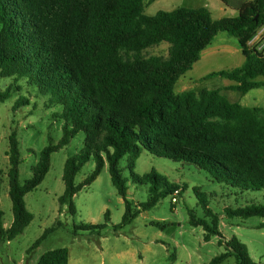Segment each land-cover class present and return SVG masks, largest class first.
Returning a JSON list of instances; mask_svg holds the SVG:
<instances>
[{
    "label": "trees",
    "instance_id": "1",
    "mask_svg": "<svg viewBox=\"0 0 264 264\" xmlns=\"http://www.w3.org/2000/svg\"><path fill=\"white\" fill-rule=\"evenodd\" d=\"M145 5L146 0H0V77L23 80L48 97L50 106L61 107L54 116L63 122L61 140L43 149L33 176L24 184L20 182V142L15 131L11 134L9 194L14 221L5 229L0 207L3 242L14 240L31 224L34 216L27 209L25 196L45 180L52 155L80 133L85 134V146L67 159L65 193L59 198L73 214L75 196L95 182L106 166L126 206L124 225L174 191L181 189L182 196L186 185L171 183L155 172L135 173L136 161L145 151L195 165L212 180L241 194L264 190V110L231 103L219 90L175 91L180 78L193 69L220 33L237 39L246 60L239 68L206 79L223 77L236 82L228 89L243 94L264 87V81L257 80L264 77V56L250 47L264 27V0H252L238 16L218 20L206 7H182L147 16ZM163 43L170 46L167 57L144 56L146 50ZM11 97L10 87L0 92V102ZM28 104L24 98L15 107ZM127 157L132 182L149 186V200L136 211L128 199L130 179L124 177L121 167ZM91 159L96 162L94 171L76 185L77 175ZM194 192L205 217L189 212L190 224L207 231L206 241L219 236V245L225 248L206 264H223L230 258L237 264H260L236 236L224 239L208 194L199 187ZM224 211L229 218L264 219V205L227 207ZM105 218L110 221L108 211ZM259 228L264 229V223ZM69 263L67 248L48 251L38 262Z\"/></svg>",
    "mask_w": 264,
    "mask_h": 264
},
{
    "label": "rangeland",
    "instance_id": "2",
    "mask_svg": "<svg viewBox=\"0 0 264 264\" xmlns=\"http://www.w3.org/2000/svg\"><path fill=\"white\" fill-rule=\"evenodd\" d=\"M246 0H146L144 13L155 16L161 11L171 12L178 8H208L215 20L239 15ZM169 44L150 48L145 57L168 56ZM251 49L260 48L264 56V27L258 30L250 43ZM245 56L237 39L228 33H220L201 56L193 69L183 75L176 85V93L188 90L200 92L203 89H222L231 103H239L244 94L226 91L229 84H235L223 77L206 79L209 75L230 71L245 63ZM264 81V77H260ZM18 86L22 90H18ZM11 88L12 97L0 102V207L4 212L3 226L11 227L14 221L13 203L9 194V150L10 136L15 131L20 142L22 164L20 182L24 184L33 176L40 154L49 144H57L63 136V122L54 115L60 106H50L48 97L40 95L25 81L0 77V92ZM264 88L256 89L250 96H258L264 109ZM27 98L28 105L17 108L16 103ZM85 134L80 133L70 144L52 155L51 168L43 183L25 196L26 206L34 216L31 224L17 238L3 242L0 238V264H38L48 251L67 248L69 264H206L225 252L219 245V236L212 235L206 241L207 231L190 224L189 212L204 218L205 212L199 206L194 188L199 187L208 194L209 207L220 220V230L225 240L236 236L249 248L257 263L264 264V223L260 217L248 219L229 218L225 208H239L248 204L264 205V190L245 192L220 184L211 179L205 171L195 165L175 162L165 157L143 152L136 161L138 175L158 173L171 183L186 185L178 203L172 204L171 196L160 200L151 210L142 211L131 223L124 225L126 206L123 198L111 180L108 166L98 179L81 190L74 198L76 213L68 205H61L59 198L65 193L63 181L67 159L78 154L85 146ZM129 158L121 161L124 177L130 179L128 199L133 211L140 209L149 198V186L133 183L128 169ZM96 162L91 159L82 168L75 184L83 183L94 171ZM110 213V221L105 218ZM81 225H102V229L84 230ZM34 249L35 243L51 230ZM223 264H237L235 258Z\"/></svg>",
    "mask_w": 264,
    "mask_h": 264
},
{
    "label": "crops",
    "instance_id": "3",
    "mask_svg": "<svg viewBox=\"0 0 264 264\" xmlns=\"http://www.w3.org/2000/svg\"><path fill=\"white\" fill-rule=\"evenodd\" d=\"M252 0H246L244 3H243V6L241 7V9L244 7V5H246L247 3H250ZM213 43V42H212ZM211 46V45H210ZM241 48V47H240ZM242 50V48H241ZM243 52V51H242ZM258 81H262L260 80L259 78L257 79ZM233 82V81H232ZM235 84H229L227 87H225L224 89L226 91H231L229 90L228 88L230 86H233V85H237L236 82H233ZM261 88H264V87H260V88H255V89H252L250 90L248 93L244 94V98L242 99L241 102H239L238 104L242 105V106H245V107H250V108H260V109H263L261 106H260V102L256 101L259 100L258 96H250L251 92H253L254 90L256 89H261ZM221 94L224 96L223 94V90L222 89H218ZM260 94L264 95V92H261ZM227 98V96H225ZM228 99V98H227ZM229 100V99H228ZM230 101V100H229ZM231 102V101H230ZM264 110V109H263Z\"/></svg>",
    "mask_w": 264,
    "mask_h": 264
},
{
    "label": "built area",
    "instance_id": "4",
    "mask_svg": "<svg viewBox=\"0 0 264 264\" xmlns=\"http://www.w3.org/2000/svg\"><path fill=\"white\" fill-rule=\"evenodd\" d=\"M258 50L260 51V48H258ZM181 189H178L176 191H174V193L171 195V202L173 204H176L179 202L180 198H181Z\"/></svg>",
    "mask_w": 264,
    "mask_h": 264
}]
</instances>
